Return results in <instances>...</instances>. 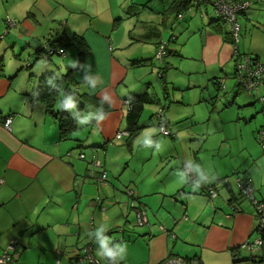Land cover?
<instances>
[{"label": "crops", "instance_id": "0c3cea01", "mask_svg": "<svg viewBox=\"0 0 264 264\" xmlns=\"http://www.w3.org/2000/svg\"><path fill=\"white\" fill-rule=\"evenodd\" d=\"M28 1L0 0V35L6 27L5 17L14 22L0 39V253L16 240L22 249L11 264H54L56 260L72 264L78 250L91 241L101 264H107L98 254L100 239L104 238L110 247L126 245V258L118 264H127L129 259L133 263L157 264L168 255L196 260L197 264H231L246 259L241 243L252 233L255 214L253 206L241 200L235 181L238 177L249 179L255 198L264 201V154L253 141L264 118H256L261 113L253 106L257 92L247 93L244 98L246 94L234 84L223 93L222 101L216 81L222 74L232 77L235 68L230 25L216 18L206 5H200L187 15L190 18L185 15L179 19L176 26V15L187 8L186 0H136L112 17L113 28L116 22L119 27L135 21L133 27L125 29L131 42L122 44L124 36H114L112 29L100 31L98 18L92 13H83L85 25H78L77 20L75 25L72 20L81 9H69L71 25L65 24V29L45 37V32L38 31L37 18L59 9V3ZM230 1L251 2L237 16V46L240 53L264 60V0ZM67 32L85 42L81 48L83 61L73 76L65 74L78 62L75 46L71 57L52 53L44 58L42 52H37L61 34L70 36ZM167 32L173 41L169 40V53L163 58L166 80H155L163 88L151 91L153 82L140 77L135 68L156 66L153 56ZM182 76L186 82L174 81ZM209 85L215 91L209 100L202 101L206 98L200 89H208ZM169 88L182 92V101L190 102L194 97L196 102H208L209 119L222 111L227 116H221V124L234 120L241 128V120L249 123L256 118V125L254 129L249 125L250 136L238 150L232 151L223 142L208 148V138L201 137V133L184 136L183 131L195 120L180 118V110L175 107L165 113L172 135L170 140L164 138L149 130L156 127L153 114L165 102L163 93ZM139 94L152 98L140 114L139 131L132 138L114 141V134L126 129L125 102ZM77 100L79 110L71 104ZM251 106L254 109L246 114ZM66 108L76 127L63 136L56 114ZM145 109L152 112L143 117ZM9 118V127H5ZM131 139L132 147L127 149ZM142 140L151 145L146 147L150 152L159 149L153 166L147 170L129 164ZM110 141L127 146L128 152L119 149L103 161L106 170L108 164L114 168L108 175L113 174L120 187L111 176L107 184L98 186L99 172L88 165L87 157L79 158L84 153L81 149L95 156L94 149H104L106 143L107 148ZM144 156V162L153 158ZM184 161L200 181L216 187L218 196L212 206L204 191L192 192L187 186ZM125 185L134 190L135 204L146 207L147 229L134 228V213L122 203ZM96 195L104 196L105 211L93 201ZM183 213L185 219L181 218ZM104 224L111 229L104 228L98 237L97 231ZM159 224L172 230L175 238L160 232Z\"/></svg>", "mask_w": 264, "mask_h": 264}, {"label": "rangeland", "instance_id": "374dc122", "mask_svg": "<svg viewBox=\"0 0 264 264\" xmlns=\"http://www.w3.org/2000/svg\"><path fill=\"white\" fill-rule=\"evenodd\" d=\"M26 1L29 2L28 0H26ZM30 1H32V0H30ZM135 1L136 0H56V2L59 3V7H58L59 9H56L55 11L51 12L50 15L40 14L39 17L37 18V21L39 23V24H37L38 31L40 33H42V34L45 32V35H46L45 37H47L48 35H50V36L55 35L56 31H59L60 28H64L65 29V27H66L65 24H69L70 23L71 17L68 16V14L70 15V12L68 13V10L69 9H76V10H80L81 9V11H79L81 14H75L74 19L72 18L73 19L72 21L75 22V25H76V20H77V24L78 25H81V24L85 25V22L84 21L82 22L83 16L85 15L83 13H92L98 18V27L101 28V29H99V28L98 29L100 31H105L103 29H108L106 31L109 32L112 29V30H114V33H113L114 36H116V35H119V37L120 36H122V37L124 36V38L121 40V43L122 44H126L128 42H131L132 40L129 37L125 36V34H126L125 29L128 26L133 27L134 24H135V21L132 20V21H130L127 24L120 25L119 27L116 24L117 23L116 22L115 23V28H113V25H114L113 20L114 19L112 17H115V15L118 14L119 12L123 13L122 11L123 10H127L126 7H128L131 4H133ZM82 9H84V10H82ZM207 9H208L209 12L213 13L212 5L209 4L207 6ZM111 11H112L114 16H112ZM194 11H195V8H190V9L189 8H185L181 13H183V17H184L185 15L186 16L190 15L191 12L194 13ZM144 14H146V12ZM188 18H190V17L187 16V19ZM179 19H182V18H178L177 15H176L175 23L179 22ZM119 23H120V21H119ZM70 25H71V23H70ZM177 25L178 24L176 23V26ZM133 33L134 32H132L131 34H133ZM67 34L70 35L71 37L73 36L72 32L71 33L67 32ZM170 35L171 34L167 32L166 35L164 36V39L162 40V42L167 43L169 40L172 42L173 39L170 38ZM78 41H79L78 39H74L73 38L71 44L68 45L67 48L65 49L66 55L71 57V55L74 53V51H72L71 54H70V51H71V49L72 50L75 49L74 46H75V44H78ZM153 61L156 63V66L153 67V68H152L151 65H148V67L141 66V67L135 68V69H136L137 72H139L140 77H147V79H149V80H151V82H153L154 86H151V88H150L151 91L159 92L160 89L162 90L163 86H162V83H160V85L155 83V80H157L158 82H161L162 79L160 78V74H161L160 72L162 71L164 64L162 62L159 63V60L156 59L155 56H153ZM261 61L264 63L263 59ZM234 69L235 68H233V72H234ZM63 72H66V68H63ZM166 73H167V69L165 70L164 75L162 74V77H163L164 80H166ZM221 77H223L224 84H225V86L220 89V95H221L222 101H223V97H225V96H222L223 93H225V92L228 93V91L230 90L232 85L237 83L238 79L234 76V74H233L232 77L228 76V75H225V74H222ZM174 81L177 82V83L186 82L183 76H182V79L176 78V79H174ZM262 84L263 83H261L259 85V87H257V89L253 90L252 92H247L246 90L241 89V92H244V94H246V95L243 96L244 98H246V96H248L249 93H253V92L254 93L255 92L258 93L257 95H255L256 103L253 106H255L257 110H261V113H258L257 116H256V118L259 116L260 119H261V115L264 118V110H263L264 102L261 103L259 101V98H264V87H263L264 84L263 85ZM175 85H177V84H175ZM170 90L171 89L169 88L168 90H166V93H163V97H166V98H164L165 102L163 103V105L160 104L157 107L156 111H154V112H162L163 116H165L166 112L172 111L175 107L179 108L180 111L178 112V114L181 115L180 118L184 119V118L188 117V118H192L193 120H195V122L190 123L188 129L183 131L184 136L188 137V134L199 132V133H201L200 134L201 137H203L205 139L208 138V141L206 142V145H207L208 148H213L215 145L218 147L223 142L222 144H224V145H230L232 151H235L236 149L238 150L240 145H242V143H244L246 141V137L250 136L249 125L251 127H253V129H254L255 125H256V124H254V121H255L256 118L255 119L254 118L251 119L249 121V123H243V120H241L242 121V125H243L241 128L239 126H237V124H236V122L234 120L232 122H226L224 124H221V119H220L221 116H227L225 114V112L221 111L220 114H222V115H220V114H219V116L218 115H213L209 119L211 106H210V104H208V102H196L194 97L191 99L190 102L187 101V100L182 101V100H180V93H182V92H180V91H174L173 92V91H170ZM200 91L202 92L201 95L205 96V98H206V99H203L202 101H207L210 98L209 95H211V93H213L215 91V87L212 86V85H209L208 89H206V88L205 89H200ZM175 101H179L180 104L175 103ZM78 103L79 102L77 100V101H75V102H73L71 104H73V108H76ZM253 106H251V107L246 109V111H245L246 114L252 112V110L254 109ZM160 109H162V111ZM247 110H248V112H247ZM151 112L152 111L149 112L147 109H145V111L143 112L142 116L146 117ZM216 116L218 117V119H216ZM153 117H154V120H155V122L157 124L159 118H157L156 116H153ZM235 117H236V112L233 113V118H235ZM261 125H263V123ZM145 129H147V128H145ZM145 129H143V130H145ZM167 129L169 130V125H167ZM123 130H125V129H123ZM151 130H155V132H153V133H157V135L163 136L160 133L159 128H158L157 125H156V127H154V126L151 127V129L149 131H151ZM126 138L127 137H125L124 139H126ZM136 138H139V136H137ZM136 138H135V140H136ZM164 138H167V139L170 140L171 136H165ZM253 138H254V133H253L252 139ZM133 139L129 140V143H128L129 146L128 147L126 146L127 149L129 147H132ZM114 141H120V140H114ZM114 141L113 142L110 141L108 143L107 148H105V149H100V148L94 149L95 151H97L96 153H94L95 156H97L98 158L102 159V161H104V159L106 157L109 158V157L113 156L114 154H116V152H118L119 149H122V150L124 149V150L127 151L126 147L125 146L123 147V145H119L118 143H117L118 145L117 144L114 145L115 144ZM253 141L257 144L260 152H262L264 154V151L262 149L261 144L256 139H253ZM191 143H193V142H191ZM137 144H138V146L135 149L134 159L132 158L129 161V164L134 169H135V167L136 168L139 167V169H141V167L144 166V168L147 170V169H149L150 167L153 166L152 165L153 164V160H154V158H156L155 156H157V153L159 152V149L157 147L153 152H150L148 149H146V147L147 146H151V145L150 144H146V140H142V141H140ZM85 149H89V147H86ZM130 149H131L130 151L133 150V148H130ZM221 150H222V148H221ZM81 151L84 152L85 155L86 154L88 155V156L86 155V157H87L86 161H89L90 151L88 153L84 149H81ZM222 151H227V150H222ZM204 152L205 151H201L200 154H203ZM97 153H98V155H97ZM144 155H146V156L152 155L153 158L150 159L149 161H145L144 162L143 161V159L145 158ZM88 165H90L93 168L94 171L96 170V171L100 172L102 170H105L107 181L104 184H107L109 182L110 176H111L113 183L115 182V184L119 185L118 184L119 180L117 178H115L113 176V174H110V176L108 175L109 171H110V173L112 171H114V168H112L109 164H108L109 171L106 170L105 165H104V168H97L92 163H90ZM96 183H97L98 186H101V187L104 185V184H101V183H99L97 181H96ZM127 185H125V186L127 187ZM118 187H120V185ZM126 187H124V189H123V193H124L123 194L124 200L122 202L123 205H125L126 202L128 201L127 200L128 197H127V194H126V189H127ZM131 187L135 188L134 184H132ZM97 199H100V202H97L96 201ZM104 200H105V198L102 195H96L94 197L93 201L98 205V209L100 211H105L107 209V204L105 203ZM241 200L245 201V202H247V203H249L250 205L253 206L252 201H251L250 198H242ZM253 210H254V214H255L254 206H253ZM132 211L134 213L132 215V219L133 220L135 219L134 228L135 229H140V228L141 229L142 228L143 229L144 228L147 229V227H146L147 225L146 226H138L136 224V214H135L134 210H132ZM159 225H164V224H159ZM164 226H166V225H164ZM108 228H109V230L111 229L110 227H108ZM108 228H106V229H108ZM12 242L13 241H11L5 248V249L8 250L9 254H12L11 247H10V244ZM21 249H22V247L19 244V250L21 251ZM129 260H131V259H129ZM129 260L126 262L127 264H141V263H133V262H131Z\"/></svg>", "mask_w": 264, "mask_h": 264}, {"label": "built area", "instance_id": "2783aa9c", "mask_svg": "<svg viewBox=\"0 0 264 264\" xmlns=\"http://www.w3.org/2000/svg\"><path fill=\"white\" fill-rule=\"evenodd\" d=\"M187 8H195V11L200 5L209 4L212 5L213 15L226 21L230 25V37H231V46H232V55L235 60V70L234 76L238 79L237 82L241 83V86L247 92H252L257 89V87L264 82V63L259 59H252L249 55L240 53L238 50V42L240 37V25L237 22V16L244 12L251 4L249 1H235L230 0H187ZM192 13V12H191ZM190 13V14H191ZM178 18H183V13L177 14ZM5 30L4 33L0 35V39L7 32L9 26L14 25V22L5 17ZM168 43L160 42L159 46L155 52V58L159 62L163 61V58L167 55L169 50ZM49 56V55H48ZM48 56L46 58H48ZM160 74V78H161ZM220 84L222 88L225 86L223 77L220 79ZM261 103L264 102V98H259ZM128 108V101L125 102ZM264 105V104H263ZM162 111V109H160ZM264 110V108H263ZM156 117L159 118L157 126L160 133L163 136H170L171 133L167 129L168 123L164 121L163 113L157 112ZM10 118L5 121V127H9ZM129 133L125 130L117 131L113 139L121 140L125 137H128ZM255 139L261 144L264 151V124L257 130ZM107 145V143H106ZM104 146V149L106 147ZM79 158L85 160L86 155L84 153L79 154ZM89 162L92 163L97 168H104L102 159L97 156H91ZM182 168L187 176V186L190 187L191 191H204L209 199V203L212 206V200L218 196L216 187L213 184H206L203 181H200L195 175L190 164L186 161L182 163ZM97 181L101 184H104L107 181L106 172L102 170L99 172ZM1 182V178H0ZM223 182H227V179L224 178ZM236 185L238 187L239 196L242 198H250L252 204L255 208V225L250 236L241 243V248H243L247 253L246 259L235 260L231 264H264V253L262 251L263 246V231H264V201L258 200L254 196V186L251 181L247 178H236ZM126 194L128 201L126 202V207L134 210L136 214V224L138 226L149 227L146 207L143 204H135L136 194L132 188L127 187ZM100 202V199L96 200ZM134 202V203H133ZM135 204V205H134ZM235 211V207H232ZM182 219L186 218V213H183L181 216ZM173 223H176V219L173 220ZM158 229L160 232L167 234L170 238H175V234L172 230L167 228L164 225H159ZM12 254L8 253V250L5 249L0 255V264H11L17 254L19 253V244L15 240L10 244ZM14 254V255H13ZM54 264H61L59 260H56ZM72 264H101L99 258L95 255L94 245L91 241L84 244L77 252L76 256L72 260ZM157 264H197L196 260H186L178 255H168L163 258Z\"/></svg>", "mask_w": 264, "mask_h": 264}, {"label": "trees", "instance_id": "16d2710c", "mask_svg": "<svg viewBox=\"0 0 264 264\" xmlns=\"http://www.w3.org/2000/svg\"><path fill=\"white\" fill-rule=\"evenodd\" d=\"M186 4L188 5V1L187 0H186ZM73 38L79 40L78 44H75V48L77 50L76 57H77V61L78 62L73 68L67 69V73L65 74L67 76H69V75L73 76L74 70L77 69V66L80 63H82L83 58H84V55H83V52H82L81 48H82V43L85 44V42H80V38L81 37H79L76 34H74L72 37L64 35V34H61L58 38L52 40V42H50L49 46H47V47L45 46V47L39 49L37 52L38 53L42 52V56L44 58H46L48 55H50L52 53L64 54L65 53V49L67 48L68 45L71 44ZM81 40L83 41L82 38H81ZM158 46H159V43L157 44L156 50H157ZM168 53H169V50L167 52V55H168ZM154 56H155V54H154ZM165 57H164V59H165ZM250 58L257 59V57L255 58V57H251V56H250ZM234 62H235V60H234ZM162 63L164 64V60L162 61ZM164 70H165V67L163 66V69L160 72L163 75H164ZM233 74H234V72H233ZM161 79H163L162 75H161ZM220 79L221 78H218L217 81H216L219 89L222 88V85L219 82ZM236 86L239 87V89H243L240 82H237ZM67 93L68 92L66 91V94ZM127 101H128V110H127V113H126L125 122H126V130L129 133V136L127 138L129 139V138L134 137L137 134V132L139 131L140 128L138 127V120H139L140 114H141L144 106L146 104H150L152 102V98L149 95H147V94H139V95L130 96V98ZM79 108H80V106H77L76 110H79ZM156 114H157V112H154L153 116H156ZM56 115H57V117L59 119V128L61 129V134L63 136L65 135V133L67 131H69L70 129L76 127L75 119H74V117H72L70 111L67 108L64 109V110L59 111ZM163 118H164V121L168 123L166 117L163 116ZM170 133H171V131H170ZM192 192H195V191H192ZM262 235H263L262 251L264 253V231H263Z\"/></svg>", "mask_w": 264, "mask_h": 264}, {"label": "clouds", "instance_id": "9594fccd", "mask_svg": "<svg viewBox=\"0 0 264 264\" xmlns=\"http://www.w3.org/2000/svg\"><path fill=\"white\" fill-rule=\"evenodd\" d=\"M106 227L107 225L104 224L103 227L98 229L97 231L98 237L102 236L104 228ZM98 254L99 256L107 260V264H118V261H123L126 258L127 255L126 245L125 246L117 245L114 247H110L107 242V239L101 238Z\"/></svg>", "mask_w": 264, "mask_h": 264}]
</instances>
